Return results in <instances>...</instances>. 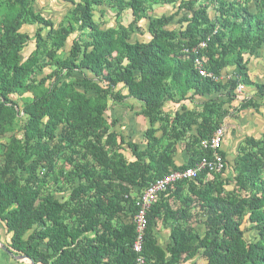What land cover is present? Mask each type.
Returning <instances> with one entry per match:
<instances>
[{"label":"trees","instance_id":"1","mask_svg":"<svg viewBox=\"0 0 264 264\" xmlns=\"http://www.w3.org/2000/svg\"><path fill=\"white\" fill-rule=\"evenodd\" d=\"M68 1L56 24L36 0H0V220L11 249L35 264H135L136 199L158 178L211 157L202 140L231 109L264 102L249 66L264 55V0ZM170 5L169 14H152ZM106 9L115 26L103 27ZM24 26H36L34 35ZM136 32L149 38L133 42ZM239 85L257 99L233 106ZM129 98L150 123L143 142L107 115ZM167 103L179 107L170 113ZM179 145L189 160L176 166ZM224 146L223 171L158 194L145 264H264V133L246 136L232 165ZM160 224L171 230L165 246Z\"/></svg>","mask_w":264,"mask_h":264},{"label":"rangeland","instance_id":"2","mask_svg":"<svg viewBox=\"0 0 264 264\" xmlns=\"http://www.w3.org/2000/svg\"><path fill=\"white\" fill-rule=\"evenodd\" d=\"M79 1V0H75ZM72 7V3L68 0H36L34 3V8L37 11H41L46 17L52 19L56 24H58L63 17L67 14V12ZM174 10L173 6H161L155 8L152 12L153 15L158 16L163 13L169 14ZM97 20H100V12H96ZM131 17L129 14H125L124 23H128ZM104 21V28L112 27L116 25V18L113 12L109 9H106L105 15L101 19ZM144 28L147 26V21L142 20L140 23ZM178 26L174 21L172 27ZM24 31L28 32L30 35H34L36 31V26H24ZM149 38L147 34H141L136 32L134 34L132 41H143ZM35 47L34 42L30 43V45L26 48L25 54L27 55L33 48ZM67 49L70 47V41L67 43ZM250 66V74L252 78L258 82L264 83V55L263 51L259 55L258 58H252L249 64ZM229 72V70H228ZM256 90L254 88H247V91L239 94V97L235 102H233V106H239V100L243 97H255ZM261 106L259 110H255L253 108H249L246 110H242L241 112H236L231 109V113L227 114L224 118L223 124L226 127V137H225V151L227 153V159L230 165L233 164L234 158L236 156V150L246 136H255L260 137L264 133V102L257 99ZM199 101H201L199 99ZM189 107H193V104L188 101ZM179 107L178 105L167 103L165 110L170 113H174L175 110ZM142 106L141 103L135 99L129 98L121 103H111L110 110L107 112L110 121L117 120L116 129L121 130L127 137L132 138V140L137 142H143V133L144 131L150 127L149 121L142 115H139ZM138 113V114H137ZM155 125H158L156 123ZM160 135V133H158ZM126 155L131 156L126 151ZM246 237L249 240H253L256 238V232L247 231ZM186 264H194L193 262H187ZM199 264H203L199 262Z\"/></svg>","mask_w":264,"mask_h":264},{"label":"built area","instance_id":"3","mask_svg":"<svg viewBox=\"0 0 264 264\" xmlns=\"http://www.w3.org/2000/svg\"><path fill=\"white\" fill-rule=\"evenodd\" d=\"M199 73L204 76H211L218 80L220 78L208 73L204 68L199 67ZM224 77H221L223 79ZM245 90L244 85H239L238 93ZM226 137V127L222 124L210 138L202 140V146L205 150L212 151L211 157L204 156L194 166L188 167L183 170L173 171L164 177L158 178L149 187H147L140 196L136 199L137 212L134 215V223L136 226V236L133 242V249L136 253L135 264H145L144 240L145 231L148 226L147 214L156 201L158 194L169 188L173 183L185 179H195L203 171L208 172H221L225 168V160L220 153Z\"/></svg>","mask_w":264,"mask_h":264},{"label":"crops","instance_id":"4","mask_svg":"<svg viewBox=\"0 0 264 264\" xmlns=\"http://www.w3.org/2000/svg\"><path fill=\"white\" fill-rule=\"evenodd\" d=\"M188 160H189V154L183 150L181 145H179L177 149V153L174 155V164L176 166H179L187 162ZM156 229H157V236L159 243L162 246H165L171 241L170 227L163 228L162 225L160 224L159 227H157ZM10 242H11V234L8 233L5 222L0 220V264H32V262L26 258H19L18 256L21 254H16L11 249ZM3 247H6L7 250ZM8 250L13 252V255H11L8 252Z\"/></svg>","mask_w":264,"mask_h":264},{"label":"water","instance_id":"5","mask_svg":"<svg viewBox=\"0 0 264 264\" xmlns=\"http://www.w3.org/2000/svg\"><path fill=\"white\" fill-rule=\"evenodd\" d=\"M3 248L6 249V247H3ZM6 250H7V249H6ZM8 252H9L11 255H13V252H11L10 250H8ZM18 257H19V258H26V259L30 260V261L32 262V264H35L34 261L32 260V258H31L30 256H28V255L21 254V255H19Z\"/></svg>","mask_w":264,"mask_h":264}]
</instances>
